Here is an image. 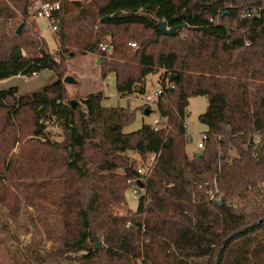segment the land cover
Here are the masks:
<instances>
[{"label": "trees", "instance_id": "obj_1", "mask_svg": "<svg viewBox=\"0 0 264 264\" xmlns=\"http://www.w3.org/2000/svg\"><path fill=\"white\" fill-rule=\"evenodd\" d=\"M30 4L0 0V81L55 70L65 58L89 53L100 56L102 77L116 74L120 94L142 93L146 76L164 71L161 122L131 133L123 132L129 110L106 108L95 93L82 105L68 102L60 78L30 95L18 96L14 86L0 89V134L9 136L0 142V161L17 143H38L46 175L62 170L63 248L82 252L79 264H264V0H62L54 12L59 60L41 49L16 57L35 42L24 38L34 24ZM254 9L261 17L243 16ZM18 21L21 34L7 26ZM162 21L187 26L166 34ZM196 96L208 99L199 116L209 134L200 158L186 150L187 111ZM28 114L33 129L26 135ZM49 121L62 128V140L51 138ZM30 136L42 140L26 141ZM128 151L154 157L143 171ZM76 182L95 192L88 197ZM129 187L139 191V205L122 214L114 206L127 205ZM216 189L220 204L210 197ZM100 190L106 197H96ZM99 232L103 246L96 249Z\"/></svg>", "mask_w": 264, "mask_h": 264}, {"label": "rangeland", "instance_id": "obj_2", "mask_svg": "<svg viewBox=\"0 0 264 264\" xmlns=\"http://www.w3.org/2000/svg\"><path fill=\"white\" fill-rule=\"evenodd\" d=\"M30 13L32 17L29 21L31 23L33 21L34 24L32 27H26L24 38L29 36L35 42L31 48L26 46L20 48L22 56L32 57L37 55L41 49L59 60L57 34H53L47 28V23L44 20L34 17L31 4ZM7 26L8 29L14 30L15 27H19V21L17 23L9 22ZM137 28L140 29V27H133L132 31L134 32ZM99 60L101 61V58L97 53L78 54L71 58H65L61 62V66L55 70L43 69L24 74L21 77L14 76L0 81V89L14 86L18 88V96L30 95L43 90L59 78L64 82L66 76H72L76 80L75 83L64 82L68 102L74 101L82 105L84 98L89 94H101L104 107H121L133 114L130 121L124 125L123 132L131 133L139 130L143 124H153L154 120L160 116L159 96L156 95V92L159 88L164 87V71L148 74L144 80L142 93L136 89L130 94H120L117 90L116 74L109 72L107 76L102 77ZM165 86H169L168 81ZM148 96L151 97V100L147 99ZM207 106L206 96H196L189 101L186 123L190 138L186 150L191 156L195 152H199L196 151L197 141L201 138L202 133L207 131V126L199 118L206 111ZM146 107H150V114H145ZM4 120V112L0 111V127ZM17 127L21 131L22 125L17 124ZM23 128L26 135L32 132L33 125L29 120V114L24 118ZM48 131L51 138L63 139L64 131L53 121L48 122ZM6 132L4 130L0 134L2 143L9 138ZM31 138H34L32 140L36 142L42 140L37 136H30L26 141ZM21 144H24L23 153L19 155V161L12 165L13 158H17V154H20ZM35 147L40 148V145L28 142L26 144L17 143L12 155H7L6 162L0 161V264H79L78 258L82 252H76L77 249L74 248H63L64 242L60 240L63 234L60 205L65 191L61 179L62 170L59 167H54L46 175V163L39 158V155H36ZM89 153L94 156L95 161H99L102 157L95 149L89 150ZM127 155L143 171L147 169L154 157L153 155L141 157L133 151H128ZM47 156H51L50 151L47 152ZM115 173L123 172L118 169ZM43 177H45L44 181H42ZM76 183L82 185V189L84 188L82 191L88 197H91L95 192L93 187L87 185L88 183ZM95 195L98 198L106 197V190H100ZM125 198L127 205L117 204L114 206L116 211L125 214L128 207L132 211H136L139 199L135 194L134 187H129L125 191ZM95 236L99 237L101 243L103 242V233H96ZM101 259L103 260L100 258L99 262Z\"/></svg>", "mask_w": 264, "mask_h": 264}, {"label": "built area", "instance_id": "obj_3", "mask_svg": "<svg viewBox=\"0 0 264 264\" xmlns=\"http://www.w3.org/2000/svg\"><path fill=\"white\" fill-rule=\"evenodd\" d=\"M61 1L62 0H56L54 2L49 1V0H31V10H32L34 17L44 20L47 23V28L53 34H57V32L59 30L57 20L54 16V12L61 8ZM251 15H254L256 17H261V10L259 11V10L254 9L252 11H248L243 16L249 17ZM129 45L131 47H136L135 42H130ZM101 49L103 51H108L109 53H111V51H112L111 46H108L105 44L102 45ZM22 75L23 74H19L17 76L21 77ZM168 82H169V79H168ZM169 84H171V82H169ZM171 87L174 88V85H171ZM162 91H163V89L159 88L156 92V95L160 96L162 94ZM147 99L151 100V97L148 96ZM160 122H161V119H160V117H158L154 120L153 124L158 125ZM208 138H209V134L207 132H203L201 135V138L197 141V144H196L199 152L204 150ZM135 194L137 197L139 196V191L137 189H135ZM219 196H220L219 195V189H216L215 191L210 192V197L212 199H214L215 201L220 200Z\"/></svg>", "mask_w": 264, "mask_h": 264}, {"label": "water", "instance_id": "obj_4", "mask_svg": "<svg viewBox=\"0 0 264 264\" xmlns=\"http://www.w3.org/2000/svg\"><path fill=\"white\" fill-rule=\"evenodd\" d=\"M27 11H28V9L25 8V13H27ZM186 26H187V24H182V25H180V26H178V27H168L166 21H162V22H160L159 25H158L159 30L162 31V32H164V33H166V34H173V33H175L177 30L182 29V28H185ZM23 28H24V23H21V24L19 25V27L17 28V34H21L22 31H23ZM16 57H17V58H21V57H22V51H21V49H18V50H17V52H16ZM100 62H101V61L99 60L98 63H100ZM173 78H174V75L172 74V75L170 76V78H169V82H172V81H173ZM64 82H65V83H75L76 80H75L74 77H72V76H66V77L64 78ZM73 104H75L74 101H73ZM150 113H151V109H150V107H146V108H145V114H150ZM203 154H204V150H202V151L196 153L195 158H200ZM137 182H138V184H139L141 187H143V183H142L141 180H138ZM216 202H217L218 204L221 203L220 200H218V201H216ZM260 222H261V221H260ZM100 247H101L100 239H99L98 236H95V248L98 249V248H100Z\"/></svg>", "mask_w": 264, "mask_h": 264}, {"label": "crops", "instance_id": "obj_5", "mask_svg": "<svg viewBox=\"0 0 264 264\" xmlns=\"http://www.w3.org/2000/svg\"><path fill=\"white\" fill-rule=\"evenodd\" d=\"M138 91H140V89L138 88L137 89ZM197 152H198V149L196 150ZM189 154V153H188ZM190 155V154H189ZM196 155V152L194 153V155L193 156H195ZM191 156V155H190ZM193 156H191V157H193Z\"/></svg>", "mask_w": 264, "mask_h": 264}]
</instances>
